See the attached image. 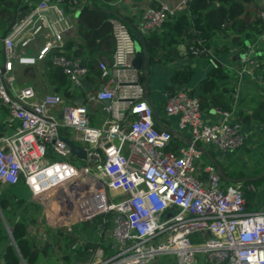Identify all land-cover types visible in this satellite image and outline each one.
<instances>
[{
  "label": "built area",
  "instance_id": "obj_1",
  "mask_svg": "<svg viewBox=\"0 0 264 264\" xmlns=\"http://www.w3.org/2000/svg\"><path fill=\"white\" fill-rule=\"evenodd\" d=\"M189 1L147 6L139 32L188 13ZM78 2L30 0L0 39V107L8 110L12 126L0 135V182L22 179L37 203L46 210L56 206L48 219L56 227L70 230L76 221L111 214L112 252L96 247L85 264H151L165 255L174 256L175 264H264V207L256 209L254 200L249 209L244 197L248 190L258 199L264 190L251 182L226 184L203 152L214 149L224 162L226 153L245 143L241 122L232 110H212L215 119L207 121L198 96L185 87L165 92L163 113L155 118L140 70L132 64L134 40L114 18L112 58L97 63L102 85L94 91L84 87L90 71L81 57L66 54L64 40L74 29ZM258 13L264 18V0ZM190 50L195 56L209 53L201 39ZM46 62L82 91L85 101L101 104L99 126L91 124L83 103L65 104L58 93L39 95L30 85L16 86V64ZM170 118L186 139L174 149L168 148ZM64 138L86 151L84 164L49 157V150L57 157L72 155Z\"/></svg>",
  "mask_w": 264,
  "mask_h": 264
},
{
  "label": "trees",
  "instance_id": "obj_2",
  "mask_svg": "<svg viewBox=\"0 0 264 264\" xmlns=\"http://www.w3.org/2000/svg\"><path fill=\"white\" fill-rule=\"evenodd\" d=\"M30 0H0V39L6 34L11 24L22 16L26 11L24 6ZM253 0H190L188 2V13L177 14L168 17L160 28L149 30L147 33H141L138 26L133 23L132 17L128 14L126 6L123 4H114L115 0H79L78 5L73 7L75 13L74 33L83 38L80 43L72 37L65 42L66 54L69 56H79L83 59V63L88 67L90 75L98 76L99 69L97 63L99 60H108L112 58L115 49V40L112 32V24L110 19H117L127 27L133 40L140 46H144L146 56H144L140 77L143 81L147 78L150 67L157 63H167L179 57L178 45H183L185 55L188 58L200 57L210 59L208 52H202L195 56L190 50L193 41L201 39L207 51L211 47V42L215 36L228 39V43L222 44L214 48L215 54L228 52L230 48L235 47L239 51L247 49L258 37L264 34V18L258 13V7L253 13L247 9V4ZM151 3L149 6L157 7ZM67 11L68 9L66 7ZM77 45L78 48L72 50V46ZM258 55L254 57L258 60L259 65L264 67V48L256 50ZM89 55V57H86ZM1 57V54H0ZM45 72L49 78V85L53 87L52 92L58 93L63 97L65 104L70 102L72 92L70 83L62 72L46 62ZM229 70L214 64L208 71L206 76L199 82L200 107L204 112H212V110H230L233 104L232 97L225 94L222 89L217 90L218 79ZM193 75V68L188 63L174 70L169 78V83L174 85H183L187 83ZM169 84V85H170ZM171 84V86H172ZM168 84L165 88L171 93L174 85L170 87ZM158 113L155 112V118ZM253 118L264 122V101L259 102L253 110ZM64 134V133H63ZM67 134V133H66ZM69 133L67 134V136ZM186 143V139L182 138L178 133H171L169 149L176 148L179 144ZM48 155L51 159L57 160L55 154L49 150ZM71 159L75 156L70 155ZM64 160V159H62ZM72 163V161H68ZM225 178V183L234 182L229 178L235 179L245 185L249 182L255 185L261 184L263 175L258 173L243 175L232 173L227 166L221 164ZM261 186V185H258ZM24 186L22 179L15 184L8 185L0 191V210L9 227H11V235L14 244L5 247L4 264H21V260L25 264H38L37 259L40 248L54 245L58 240L56 236L63 233L59 227H48L45 229L44 236L32 235L31 239L27 236L28 223H34L31 219L27 220V212L37 210L40 205L28 200L19 194ZM244 197L247 208H253L252 203L255 194L245 190ZM27 210V211H26ZM25 212V214H22ZM19 217L16 219V217ZM89 221V222H88ZM91 224L90 232L86 242L74 251L72 260L85 261L89 257V253L96 247H101L105 254H110V238H106L101 234L102 230L106 231L111 227V214L98 215L83 222V227ZM77 227L76 224L73 226ZM98 236V237H97ZM69 238V237H68ZM48 239H55L54 243L48 242ZM5 240V234L0 231V242ZM42 241V242H41ZM46 246V247H45ZM45 256L47 251L44 252ZM68 263L70 258L64 256Z\"/></svg>",
  "mask_w": 264,
  "mask_h": 264
},
{
  "label": "crops",
  "instance_id": "obj_3",
  "mask_svg": "<svg viewBox=\"0 0 264 264\" xmlns=\"http://www.w3.org/2000/svg\"><path fill=\"white\" fill-rule=\"evenodd\" d=\"M177 0H115L114 4H123L126 6V10L128 14L132 17L133 23L136 27L139 25L141 20V15L143 10L149 6L151 3L155 5L160 3H167L169 5H173ZM28 6V5H27ZM259 6V0H253L251 3L247 4V9L250 13H253L255 9ZM71 13V12H70ZM7 33V32H6ZM72 37L76 38V41L82 42L83 38L79 35H76L74 31H70L65 35V42L69 41ZM78 37H81L82 40H79ZM228 43V39L220 38L215 36L211 42V47L209 48L210 59H204L200 57L188 58L185 55V49L183 45H178L177 50H179V57H176L173 61L167 63H157L153 64L150 67V71L147 75V78L143 81V84L147 91V96L151 101V104L154 108V111L158 113L160 116L164 104L165 92L168 90L165 86L169 83V78L174 70L179 67L190 64L193 68L192 78L183 85H174V88L177 87H185L190 90V92L198 95L199 90V82L203 79L208 71L217 64L227 70L228 73L223 74L217 82V90L222 89L226 95L232 97L233 104L230 110L233 111L235 117L241 122L243 131L247 134V137H251L253 140L252 145L253 149L264 147V142L260 143V135L264 138V122L253 118V110L259 102L264 101V67L259 65L258 60L254 57V55H258L256 50L258 48H264V34L252 44H249L246 50L239 51L237 48L232 47L228 52L215 54L214 48L218 46ZM37 44H40V40L37 41ZM79 46L74 45L71 47L72 50L78 48ZM66 50V49H65ZM210 51L213 53L211 54ZM0 52H1V40H0ZM27 52L32 55L35 53L34 47H30ZM246 54V55H245ZM73 56V55H72ZM89 57V55H86ZM144 59V56H143ZM254 63L251 64L250 61ZM47 63H37L34 65H15L14 72L16 78V86L21 87L25 85L32 86L35 91L39 95H43L48 93H52L53 87L49 85V78L46 70ZM249 69V72H243L242 69ZM40 70V72H39ZM39 73V75H38ZM198 73V74H197ZM39 76V77H38ZM103 80L98 76H92L89 74L88 80H86L84 87L89 90L99 89L102 85ZM171 84L169 85L170 87ZM173 88V89H174ZM70 89L72 92V97L70 102L73 103H83L87 106L90 113V121L94 126H99L104 118V114L101 112V104L96 101H85V95L83 92H79L78 90L74 91L70 85ZM203 112V116L207 121H211L215 119L214 113L212 112ZM9 112L6 108L0 107V135H2L5 131H10L12 126L9 124ZM167 126L171 129V131H175L176 128V119L170 118L167 122ZM64 133V134H63ZM68 131H63L62 134L66 137ZM247 140V139H246ZM246 142V141H245ZM243 147V146H242ZM250 149L246 150V154ZM213 157L221 163L220 152L216 150L209 151ZM215 152V153H214ZM236 152V151H235ZM216 154V155H215ZM230 154L226 153L224 155V163L221 164L225 166H230ZM208 157V156H207ZM261 162H256L255 164H251L253 166V171L249 174H256L258 171H261L260 176L264 174V153L261 156ZM251 166V167H252ZM246 174V175H249ZM11 184H4L0 182V191L6 188ZM21 190H19V194L23 197H26L28 200H31L35 203V201L28 187L24 184ZM264 190V189H263ZM264 194V192L262 193ZM259 196L258 199L255 200L254 207L256 209H260L264 207V195ZM39 204V203H37ZM40 205V204H39ZM42 206V205H41ZM33 207L31 206V211L27 212V220L33 217ZM42 209L46 212V220L49 219L51 213L49 210H46L43 206ZM27 211V210H26ZM25 214V212H22ZM19 217L17 216L16 219ZM29 224V223H28ZM0 231L4 235L5 240L0 242V264H4L5 260V247L13 244L16 248L13 238H11L9 231L11 232V227H9L5 221V218L0 210ZM27 236L31 239L30 226L27 227ZM41 252V250H40ZM44 253V252H41ZM21 264H25L21 260Z\"/></svg>",
  "mask_w": 264,
  "mask_h": 264
},
{
  "label": "rangeland",
  "instance_id": "obj_4",
  "mask_svg": "<svg viewBox=\"0 0 264 264\" xmlns=\"http://www.w3.org/2000/svg\"><path fill=\"white\" fill-rule=\"evenodd\" d=\"M212 54L213 52L210 51ZM211 57V56H210ZM40 72V70H39ZM198 74V73H197ZM39 75V73H38ZM39 77V76H38ZM71 85V84H70ZM74 91L76 89L72 88ZM50 93V91H48ZM46 93V94H48ZM260 143L264 142V138L262 135H260ZM246 142L244 143L243 147L238 149L236 152H233L230 154V166H227L232 173L234 174H249L253 171V166L251 164H255L256 162L260 163L261 161V156L264 153V147L260 148H255L253 149L252 142L253 140L251 137H247ZM201 144V143H200ZM202 145V144H201ZM250 149L246 154V150ZM212 151V150H211ZM215 153V152H214ZM216 155V154H215ZM58 159H64L67 161H72V163L76 165H82L84 164L83 159L79 160L78 158H70V157H65V158H58ZM226 161V160H225ZM222 163V161H221ZM224 163V162H223ZM225 166V165H224ZM252 166V167H251ZM260 182L261 185L260 187L264 189V178ZM230 183V182H229ZM226 183V184H229ZM119 198H115L114 200H118ZM56 206H54L51 210L53 212L51 215L56 214ZM51 210H49L51 212ZM31 220L34 221V223L29 222L30 226V232L31 235L35 236H44L45 229L48 227H56L54 222H51L49 220H46V212L42 209V206L40 205V208L37 210H33L32 212ZM83 222L84 221H76L71 225V229L67 230V227L65 225H58L60 231L63 233L61 236H56L55 238L58 240L57 242L54 243L55 239H48V242H51V244L54 243V245L48 247L45 249L44 247L40 248V250L44 249L47 251V254H39L37 263L38 264H85L87 260L81 262V261H76L72 260V256H74V251L81 247L87 239V236L90 232V225L88 224V227H83ZM89 222V221H88ZM62 223V222H60ZM74 224L77 225L76 228H74ZM109 230L110 227L104 231L102 230L101 234L104 235L106 238L109 237ZM69 237V238H68ZM98 237V236H97ZM42 242V241H41ZM64 256H67L70 258L69 262L67 263L66 260L64 259ZM175 257L171 255H165V256H160L158 259L154 260L151 264H175Z\"/></svg>",
  "mask_w": 264,
  "mask_h": 264
},
{
  "label": "water",
  "instance_id": "obj_5",
  "mask_svg": "<svg viewBox=\"0 0 264 264\" xmlns=\"http://www.w3.org/2000/svg\"><path fill=\"white\" fill-rule=\"evenodd\" d=\"M24 8L26 9L27 8V5L24 6ZM79 40H82L81 37H78ZM134 47H135V56H134V59H133V67L137 70H141L142 69V64H143V56H146V50H145V47L144 46H140L135 40H134ZM141 80V79H140ZM146 100L148 101V103L152 106L151 104V101L150 99L148 98V96H146ZM108 101H105V104H107ZM84 104V102H83ZM153 108V106H152ZM154 110V108H153ZM62 117V114L59 113L58 114V118H61ZM175 132V131H173ZM65 139V142L67 143L69 149H70V153L72 155H75L77 158L79 159H86V151L78 146L77 144H75L72 140L68 139V138H64ZM204 154L207 155L209 157V159L211 160V162H213L216 167H217V170H218V173L220 174V176L224 179L225 178V174L223 172V169H222V166L220 164V162H218L214 157L213 155L206 151V150H203ZM231 181H235V179L233 178H229ZM9 234L12 238V235H11V232L9 231ZM46 247V246H45ZM41 252H44V249L41 250Z\"/></svg>",
  "mask_w": 264,
  "mask_h": 264
}]
</instances>
